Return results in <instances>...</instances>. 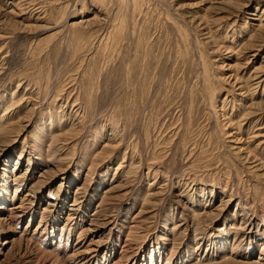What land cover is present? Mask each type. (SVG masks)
<instances>
[{
  "label": "rangeland",
  "instance_id": "374dc122",
  "mask_svg": "<svg viewBox=\"0 0 264 264\" xmlns=\"http://www.w3.org/2000/svg\"><path fill=\"white\" fill-rule=\"evenodd\" d=\"M0 264H264V0H0Z\"/></svg>",
  "mask_w": 264,
  "mask_h": 264
}]
</instances>
